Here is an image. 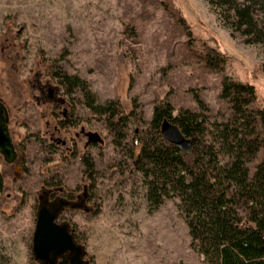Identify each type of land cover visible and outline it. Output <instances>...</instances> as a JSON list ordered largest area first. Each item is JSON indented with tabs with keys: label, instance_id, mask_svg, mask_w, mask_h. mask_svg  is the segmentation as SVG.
Segmentation results:
<instances>
[{
	"label": "rangeland",
	"instance_id": "374dc122",
	"mask_svg": "<svg viewBox=\"0 0 264 264\" xmlns=\"http://www.w3.org/2000/svg\"><path fill=\"white\" fill-rule=\"evenodd\" d=\"M165 1L0 0V101L24 157L19 167L0 154V264L36 262L31 247L41 186L80 195L74 199L83 205L64 210L62 220L76 228L88 264H205L190 246L177 200L149 211L140 175L127 150L113 143L105 118L91 113L78 93L66 95L51 75L58 66L79 75L99 102L117 99L124 113L136 101L129 137L163 99L174 112L195 109V91L208 114L226 115L229 107L219 96L224 74L253 83V104L264 111L260 45L232 34L205 0H172L195 38L188 42ZM205 44L225 55L221 70L204 64ZM64 110L72 113L68 120ZM90 131L103 142L87 144ZM83 156L94 163L91 176ZM261 160L264 147L254 163Z\"/></svg>",
	"mask_w": 264,
	"mask_h": 264
},
{
	"label": "trees",
	"instance_id": "16d2710c",
	"mask_svg": "<svg viewBox=\"0 0 264 264\" xmlns=\"http://www.w3.org/2000/svg\"><path fill=\"white\" fill-rule=\"evenodd\" d=\"M205 1L232 34L237 33L245 43L260 45L264 54V0ZM164 3L168 15L185 26L188 42L194 40L173 1ZM202 55L204 64L218 70L226 62L223 52L208 44ZM259 68L264 75V59ZM51 75L66 95L78 93L91 113L105 118L113 143L127 150L140 175L149 211L165 199L177 200L190 246L205 264H264V160L254 163L264 147V111L253 104V83L222 76L219 96L229 112L221 118L207 113L196 91L195 109L174 112L169 100L156 102L147 125L129 137V123L137 117L136 101L124 113L117 99L99 102L88 81L79 75L61 66L53 68ZM164 117L192 138L189 153L161 136ZM82 161L91 176L94 163L88 156ZM2 187L0 175V191Z\"/></svg>",
	"mask_w": 264,
	"mask_h": 264
},
{
	"label": "water",
	"instance_id": "95a60500",
	"mask_svg": "<svg viewBox=\"0 0 264 264\" xmlns=\"http://www.w3.org/2000/svg\"><path fill=\"white\" fill-rule=\"evenodd\" d=\"M8 120V110L0 101V154L6 162L12 163L17 158V150L11 139ZM160 133L166 141L176 145L183 152L191 151L192 138L185 136L178 125L166 117L161 121ZM88 141L102 143L103 139L97 131H90ZM68 203L60 199L50 208L46 205L38 208L32 235V253L36 260L42 259L48 261L49 264H54L57 258L70 252L71 254L67 255L69 264H87L83 260L86 253L84 246L74 241L68 223L55 221L60 209ZM75 206L76 204H71V207Z\"/></svg>",
	"mask_w": 264,
	"mask_h": 264
},
{
	"label": "flooded vegetation",
	"instance_id": "af4514ba",
	"mask_svg": "<svg viewBox=\"0 0 264 264\" xmlns=\"http://www.w3.org/2000/svg\"><path fill=\"white\" fill-rule=\"evenodd\" d=\"M33 96H35V99L37 101L40 100V99L42 100V94L41 95L33 94ZM49 96L50 97L53 96L52 90L49 91ZM55 100H57V99H55ZM59 101L62 103L64 100L60 99ZM65 102H66L67 105H69V106L71 105L69 103V101L65 100ZM71 114H68V112L66 110L63 111V115H68L66 120L71 118L70 117ZM74 122H75L74 120L70 121V125L73 126ZM63 126H65V125L63 124ZM88 133H87V142L86 143L87 144L94 143V142L88 141ZM10 135H11V133H10ZM51 138L53 139L54 137L51 135ZM11 139H12V137H11ZM55 140L59 141L60 139H55ZM60 141L62 142V144H66V140H60ZM13 144L15 146V149L17 150V158L12 163H16L20 167V165H22V163H23V158L24 157H23L22 153L20 155H18V148H17V146H16V144L14 142H13ZM86 174L88 176H90L88 172H86ZM39 198H40L39 207L40 206L42 207V205H46V206H48L50 208L54 203L56 204L57 202H59L60 199H63L65 201L69 202L68 204L64 205V207L62 209H60L57 217L55 218V221L58 222V223H63V222L68 223L69 231L72 232L74 241L76 243H78V244L83 245V243L78 239L76 228L72 225V223L70 221H68V220H62L63 219L64 210L77 208V206L71 207V204H76L78 206L83 205V201L82 200H80L78 203H76L75 199H74V198L79 199L80 195H76L75 194V196L73 197V193L71 191H69V190L64 189L63 187H54V188H52V187H47V186L46 187L45 186H41V193L39 194ZM35 222H36V220H35ZM70 254H71L70 252L67 253V255H70ZM67 255L57 258L54 264H69V260H68ZM85 255H86V253H85ZM85 255L83 256V260H84ZM84 261L88 264L87 260H84ZM33 264H49V262L46 261V260L39 259V260H36V262H34Z\"/></svg>",
	"mask_w": 264,
	"mask_h": 264
}]
</instances>
